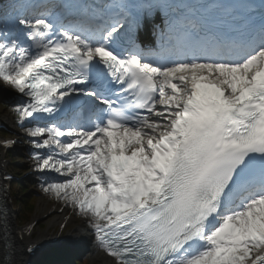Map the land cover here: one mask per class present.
Here are the masks:
<instances>
[{
    "label": "snow or ice",
    "instance_id": "obj_1",
    "mask_svg": "<svg viewBox=\"0 0 264 264\" xmlns=\"http://www.w3.org/2000/svg\"><path fill=\"white\" fill-rule=\"evenodd\" d=\"M0 81L112 264H264V0H2Z\"/></svg>",
    "mask_w": 264,
    "mask_h": 264
},
{
    "label": "rangeland",
    "instance_id": "obj_2",
    "mask_svg": "<svg viewBox=\"0 0 264 264\" xmlns=\"http://www.w3.org/2000/svg\"><path fill=\"white\" fill-rule=\"evenodd\" d=\"M0 83L7 86L2 81H0ZM12 96L13 95H0V121L4 122L6 125V128L0 129V136L10 137L16 141V149L13 153L14 160L12 161V164L14 163L18 165L20 167L19 172H23L21 175L12 173L10 170L8 156H6V164L4 166L6 167V170L10 172L11 177L8 181L9 186L11 187L16 181L20 180L24 186H26L27 192L30 193V196H32L30 200L33 204L32 211L30 213L28 212L29 220L24 224L25 226L23 225L24 227H21V230H24L26 226H31V241H36L38 234L49 231L53 235L60 236L57 240V245L65 244L71 246L73 249L75 244L64 239L68 238L69 234L77 228V226L82 222L83 217L77 215L76 211L72 208L66 213V218L68 220L65 224L55 223L50 225V223H52L55 219V212L52 211L50 207L62 202L45 194L41 190V183L46 177L50 178L56 174L49 173L47 175V172H41L34 168L33 161L30 156L32 147L29 143V137L25 135L23 127L17 122L16 114L12 111L14 104L19 102V100L16 101L15 96L14 98H9ZM49 182H51V180H49ZM8 197L9 200H7L6 205L12 216V223L17 230L19 229V227H17V212L16 208H13L14 205L10 202V199L12 200L13 197L11 189L10 193L8 191ZM40 202H42V205H40ZM61 225H63V227H61ZM21 251L23 252V249H21ZM83 256L87 258V264H99L98 260L95 259L96 257L93 252L87 251L83 254Z\"/></svg>",
    "mask_w": 264,
    "mask_h": 264
},
{
    "label": "bare ground",
    "instance_id": "obj_3",
    "mask_svg": "<svg viewBox=\"0 0 264 264\" xmlns=\"http://www.w3.org/2000/svg\"><path fill=\"white\" fill-rule=\"evenodd\" d=\"M0 95H3V96L13 95L12 97H9V98H14L15 96V100L16 101L19 100V102L25 99L21 94L13 90L10 86L8 85L5 86L2 83H0ZM49 173H53V172H47V175ZM0 204H1L0 208H3V210L5 211L7 220L9 223V232H8L7 238L0 239V264H5V261H10L11 264H22L26 258L24 249L26 245L30 243V236L32 234L31 227L29 228L28 226H26L24 228V230L22 231L23 240L20 241V238L16 233V228L14 227L12 223V219H11L12 216L10 214V211L7 208V205L5 204L4 201ZM40 205H42V202H40ZM50 208L52 211L55 212L54 213L55 219L52 223H50V225H53L55 223L65 224L67 222L68 219L66 218V213L70 209H72L71 207L66 206L62 202L60 204L51 206ZM91 232H92V229L90 225L88 224L87 220L85 218H82V222L77 226L75 230H73L71 234H69V236L68 235L67 236L68 238L81 239L80 241L90 242L93 239V235L90 234ZM59 238H60L59 235H53L49 231L40 233L38 234V237H37L38 241H41L43 243H53V242H56ZM5 244H7V249H5ZM84 245H88V244L81 245L85 249ZM88 246L92 248V252L94 256L96 257L95 259L98 260L99 264H112L111 258L107 257L106 254L102 252L98 248L97 245L92 246L91 244H89ZM21 249H23V252L21 251ZM84 249L81 251H85L87 248L85 250ZM5 250L7 251V255H5L4 253Z\"/></svg>",
    "mask_w": 264,
    "mask_h": 264
},
{
    "label": "trees",
    "instance_id": "obj_4",
    "mask_svg": "<svg viewBox=\"0 0 264 264\" xmlns=\"http://www.w3.org/2000/svg\"><path fill=\"white\" fill-rule=\"evenodd\" d=\"M7 156L11 172L21 175L23 172H19L20 167L14 163L12 164V161L14 160L13 153L9 152ZM11 193H13V208L15 207L17 212V225L21 227L29 220L28 212L30 213L33 207V204L30 201L32 196H30V193L27 192L26 186H24L20 180L16 181L11 186ZM68 260L73 261L75 264H87L85 258L79 261L77 255L71 254L69 248L65 245L44 251L38 256V258L33 260V264H53L54 261L66 262Z\"/></svg>",
    "mask_w": 264,
    "mask_h": 264
}]
</instances>
